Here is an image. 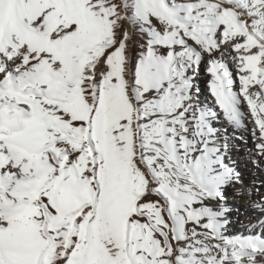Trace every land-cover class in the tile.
Returning a JSON list of instances; mask_svg holds the SVG:
<instances>
[{
    "label": "snow or ice",
    "instance_id": "snow-or-ice-1",
    "mask_svg": "<svg viewBox=\"0 0 264 264\" xmlns=\"http://www.w3.org/2000/svg\"><path fill=\"white\" fill-rule=\"evenodd\" d=\"M257 193L264 0H0V264H264Z\"/></svg>",
    "mask_w": 264,
    "mask_h": 264
},
{
    "label": "bare ground",
    "instance_id": "bare-ground-1",
    "mask_svg": "<svg viewBox=\"0 0 264 264\" xmlns=\"http://www.w3.org/2000/svg\"><path fill=\"white\" fill-rule=\"evenodd\" d=\"M200 87L202 89H205L204 96H207L206 84L203 81H201ZM237 143H239L241 145V150L236 153L235 158L239 162V166H240L241 171L244 174L245 180L248 182H251L252 173H251L250 168L246 166V159H247L246 151H247V149L243 148V142L242 141H237ZM262 194H264V193H257L255 195L258 197L259 195H262ZM230 199H232V203L237 205L240 209L239 213H237V215L233 217L234 224H233L232 230L234 232L243 231L245 226L248 223V215L250 212V210H248V212H246L248 201H247V199L241 200L239 198H232L231 196H230Z\"/></svg>",
    "mask_w": 264,
    "mask_h": 264
}]
</instances>
